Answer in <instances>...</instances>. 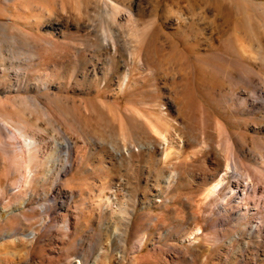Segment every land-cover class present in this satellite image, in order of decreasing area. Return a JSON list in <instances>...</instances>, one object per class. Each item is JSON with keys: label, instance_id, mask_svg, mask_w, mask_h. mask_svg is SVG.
Wrapping results in <instances>:
<instances>
[{"label": "rangeland", "instance_id": "obj_1", "mask_svg": "<svg viewBox=\"0 0 264 264\" xmlns=\"http://www.w3.org/2000/svg\"><path fill=\"white\" fill-rule=\"evenodd\" d=\"M0 264H264V0H0Z\"/></svg>", "mask_w": 264, "mask_h": 264}, {"label": "bare ground", "instance_id": "obj_2", "mask_svg": "<svg viewBox=\"0 0 264 264\" xmlns=\"http://www.w3.org/2000/svg\"><path fill=\"white\" fill-rule=\"evenodd\" d=\"M50 51H47V53L54 54V51ZM166 140H170V137H166ZM36 144L37 143L35 140H30L28 143L25 144V146L23 145L22 148H20V150L18 151V155L21 157V160H23L24 166L27 169L32 168L31 166L33 161V151H35L34 149L36 148Z\"/></svg>", "mask_w": 264, "mask_h": 264}]
</instances>
